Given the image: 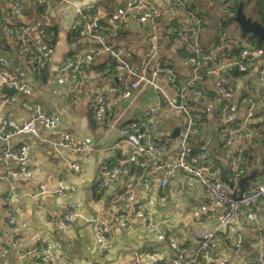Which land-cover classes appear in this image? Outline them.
I'll return each mask as SVG.
<instances>
[{"label": "crops", "instance_id": "obj_1", "mask_svg": "<svg viewBox=\"0 0 264 264\" xmlns=\"http://www.w3.org/2000/svg\"><path fill=\"white\" fill-rule=\"evenodd\" d=\"M14 1L0 0V60L24 86L12 94L2 92L0 85V122L25 121L30 116L26 106L29 103L39 104L43 111L53 112L59 119L52 128L38 123L40 137L13 136L9 146L12 150L23 148V160L0 161V177L16 172L9 180L0 179V264H43V257L54 264H172L169 243L176 244L181 249L179 257L187 260L199 243L201 231L211 234V247L209 257L200 264H246L258 258L264 264V197L252 210L240 205L231 221L221 226L218 216L223 207L205 188L180 171L170 175L162 186L164 174L153 168L151 159L128 161L130 143L137 141L136 133H120L125 122L149 120L150 141L161 146L155 153L156 160L171 161L184 150L193 163L208 164L212 177L221 179V169L225 168L229 179L236 181L238 177L232 175L230 164L241 154L243 175L255 168L251 185L263 182L264 110L244 119L248 96L255 100L264 96V81L258 72L264 60L259 59L248 72L231 78L234 91L224 117L215 103L217 79L207 74L195 81L193 86L205 94L199 96L189 89L184 100L199 120L198 129L183 139L187 118L167 107L165 99L174 98L175 90L164 75H154L153 69L156 62L166 60L177 71L178 82L185 85L191 75L188 46L177 37L165 39L163 31L176 20L188 27L189 20L184 10L162 0H149L160 11L152 25L135 27L131 19L111 39L121 46L124 58L137 68L144 81L130 97L119 99L113 118L105 121L94 116L96 102L116 97L129 80L115 69L109 56L90 51L99 41L81 34L79 11L96 14L101 23L107 24V13L127 0H20L22 7ZM229 1L233 4V0ZM249 1L243 0L246 14L253 11L248 9ZM185 2L197 5L201 13L203 49L214 50L220 43L225 46L226 39L249 38L219 10L218 2ZM38 20L47 22L51 41L37 31ZM19 25L31 27L27 37L43 50L46 61L40 70L8 33V26ZM151 35L155 36L153 45L148 40ZM74 56L83 57L87 74L84 90L77 97L75 83L61 71L67 58ZM234 127L238 134L230 143L225 142L223 131ZM63 133L69 134L75 146L85 149L74 152L53 147L51 141ZM4 146L0 141V152ZM75 163L80 166L77 171L71 167ZM110 166H117L120 172L101 186V171ZM20 167L23 172H18ZM124 190H132L131 202L125 198L115 200ZM6 193L10 198L3 204ZM138 205L141 211L136 213ZM67 208L75 214L71 226L52 221L51 213ZM9 211L14 214L10 234L6 223ZM101 227L106 228L105 239L100 237ZM238 241L240 247L236 248Z\"/></svg>", "mask_w": 264, "mask_h": 264}, {"label": "built area", "instance_id": "obj_2", "mask_svg": "<svg viewBox=\"0 0 264 264\" xmlns=\"http://www.w3.org/2000/svg\"><path fill=\"white\" fill-rule=\"evenodd\" d=\"M45 1V0H42ZM208 5H212L218 2V7L221 12H225L227 17H233V12L225 0H205ZM254 1V0H250ZM17 6L22 7L20 0L14 1ZM164 4L182 9L186 12L189 20V26L186 27L182 22L173 21L167 24L163 31L165 39L169 40L173 37L180 38L188 46L189 55L187 57L191 65V75L185 82V85H181L178 82L177 71L171 64L163 61H158L154 65L153 74L164 75L170 85L175 90L174 98H167V107L174 112L183 113L186 118V128L183 132V139H188L191 135L197 132L198 118L194 117L189 110V107L185 103L186 91L190 89L191 92L199 96H203L205 93L198 86H193L195 81L203 79L207 74L215 77L218 81L215 103L221 112V116L224 117L230 107V100L233 95L234 85L229 77L225 75V72L236 68L240 73H246L251 68L256 66L259 59L264 60V48L253 44L251 39L244 37L242 40L227 41V45L221 46L217 44L216 50H205L200 44L201 33V16L197 15V10L186 7L185 0H162ZM146 8L147 11H143ZM159 9L151 4L149 0H127L123 5L117 6L115 9L107 13V25L109 32L103 33L99 17L96 14H91L86 10H80V32L81 34L88 35L95 39L98 45L90 49L95 55H106L113 61L114 67L118 72H123L129 83L125 85L117 94L116 97L98 100L94 108V116L101 118L102 120H110L115 113V106L119 99L128 98L139 87L144 77L137 72V68L130 62H128L123 54L122 48L111 39L115 37L117 30L129 20L144 21L147 17L151 20H155L159 17ZM37 31L43 36L46 41L52 40V31L50 30L47 22L38 20L35 24ZM8 33L15 37L22 50L28 54L36 63L37 70H40L45 65V55L41 47L32 43L27 37V33L31 30L28 25L8 26ZM190 30V35L188 34ZM107 38V39H106ZM111 40V41H110ZM149 43L153 45L155 36L151 35ZM66 74L74 83L75 91L74 96L77 97L83 90L86 80V70L84 66L83 57L74 56L68 57L65 65L61 70ZM260 79L264 81V66L258 68ZM0 84H6L14 86L15 88H23V83L14 78L8 71L7 66L0 60ZM247 108L245 111V119H249L257 110H264V96L260 100H255L251 96L247 98ZM30 110V116L21 123H14L10 119H3L0 122V141L5 146L0 152V161L5 162L9 158L17 161L23 160V148L18 150H12L9 146V140L16 135H31L33 137H40L37 124L40 123L46 128H52L58 122V116L53 112H45L41 109L37 103L26 104ZM147 113H143L142 117L145 118ZM149 120L137 119L125 122L120 127L121 134H129L130 131L136 133V142L130 143V156L128 161H138L143 157L151 159V164L154 169L161 170L164 177L161 180V185L165 186L168 177L173 173L180 171L184 175L194 179L208 192L209 196L218 204L222 205L223 209L218 216V221L221 226L227 225L233 218L236 210L240 205H244L248 209L252 210L256 203L264 197V181L257 183L256 185L247 188L244 191L241 200H237L233 195L229 187L221 179L212 177L210 166L197 165L191 160L187 159L184 150H180L176 157L168 162H160L155 159V153L161 149V146H157L150 141L149 138ZM140 130H142L140 132ZM238 129L227 128L223 131L222 135L225 142L230 143L233 138L238 134ZM141 140V142H140ZM53 147L58 149H66L74 152H81L85 148L82 146H75L67 133H63L57 140L51 141ZM241 154L235 156L231 160L230 169L234 177H240L245 173V169L240 164ZM72 169L79 170L78 163L71 165ZM24 168L20 167L18 172H23ZM120 169L117 166L105 167L102 169L99 184L105 186L107 182L115 178ZM16 172H6L0 179L9 180L11 175H15ZM9 191H12V186H9ZM132 190H124L119 194L118 198H125L131 202ZM10 198V193L2 198V203L7 204ZM136 213L141 211V207L138 205L134 208ZM74 211L70 208L60 209L51 213V219L53 222L60 224L64 227L71 226L72 219L74 217ZM6 223L8 228V234L12 232L14 223V214L9 211L6 216ZM106 228L101 227L99 229L100 237L105 239ZM199 243L194 250L192 256L183 260L179 257L181 249L176 244L170 242L169 246L172 250V264H200L203 258L209 257L211 234L209 232L201 231L198 233ZM241 242L236 243V248L240 247ZM43 264H54L48 257L40 259ZM152 264H160L158 261H154ZM246 264H262L261 258L249 261Z\"/></svg>", "mask_w": 264, "mask_h": 264}, {"label": "water", "instance_id": "obj_3", "mask_svg": "<svg viewBox=\"0 0 264 264\" xmlns=\"http://www.w3.org/2000/svg\"><path fill=\"white\" fill-rule=\"evenodd\" d=\"M233 20L238 25L241 33L251 34L252 36L257 38V41L259 43H264V9L262 11L261 21L255 19L253 20L251 16H247V14L245 13L243 0H240L236 7ZM133 24L135 27H150L152 25V20L147 17L144 21L134 20ZM188 34L190 35V30H188ZM0 85L3 86L2 92H8L12 94L16 92V88L14 86L6 85V84H0ZM141 131L142 130H140V132ZM255 172H257V169L254 168L248 174L236 178L235 181V179L234 180L229 179L226 170L224 168L221 169L220 178L230 188L232 195L237 200H241L245 188L252 186L251 180L252 178H254L256 174Z\"/></svg>", "mask_w": 264, "mask_h": 264}, {"label": "trees", "instance_id": "obj_4", "mask_svg": "<svg viewBox=\"0 0 264 264\" xmlns=\"http://www.w3.org/2000/svg\"><path fill=\"white\" fill-rule=\"evenodd\" d=\"M226 2H230L229 0H225ZM254 1H256V8H257V11H258V13L261 15L262 14V11H263V9H264V0H254ZM239 1H236V0H233V4L230 2V4H228L229 5V8L233 11V12H235V8L237 7V3H238ZM186 7H188V8H193V9H196L197 10V15L198 16H201V13H200V11L198 10V6L197 5H191V6H188V5H186ZM228 18H230L231 20H233V17H228ZM100 24H101V27H102V31H103V33H105V34H107L108 32H109V30H108V25L106 24V23H101L100 22ZM201 29H202V18H201ZM174 38H176V36L175 37H173V38H171V39H174ZM171 39H169V40H171ZM254 39V38H253ZM252 41V40H251ZM253 44H256V45H258V46H261L260 45V43L256 40V39H254L253 41ZM187 55H189L188 53H187ZM163 62H165V63H168L166 60H164ZM240 74V72L236 69V68H232V69H230V70H228V71H226L225 72V75L227 76V77H229L230 79L231 78H233V77H235V76H237V75H239ZM204 78V77H203ZM244 168V167H243ZM245 169V168H244Z\"/></svg>", "mask_w": 264, "mask_h": 264}, {"label": "rangeland", "instance_id": "obj_5", "mask_svg": "<svg viewBox=\"0 0 264 264\" xmlns=\"http://www.w3.org/2000/svg\"><path fill=\"white\" fill-rule=\"evenodd\" d=\"M249 2H251V1H249ZM248 9H253V11H252V13L250 12V11H248V14H249V12L251 13V14H253L254 16H258L259 15V13H258V11H257V8H256V3L255 2H251L250 3V7L248 8ZM235 11H236V8H235ZM233 22H234V24H236V22L234 21V20H232ZM233 23H232V26L234 25ZM237 25V24H236ZM234 27H235V25H234ZM226 32L228 33V34H231L232 32H228L227 30H226ZM225 32V33H226ZM250 38H254V36H251ZM255 39V38H254ZM260 45L264 48V43H260Z\"/></svg>", "mask_w": 264, "mask_h": 264}, {"label": "flooded vegetation", "instance_id": "obj_6", "mask_svg": "<svg viewBox=\"0 0 264 264\" xmlns=\"http://www.w3.org/2000/svg\"><path fill=\"white\" fill-rule=\"evenodd\" d=\"M247 16H251V15H249V14H247ZM261 16H262V14L258 17H256V18H254V17H252L253 18V20L255 19V20H259V21H261ZM245 35H248L249 36V38L252 36L251 34H245ZM247 37V36H246ZM256 40H257V38L256 37H254Z\"/></svg>", "mask_w": 264, "mask_h": 264}, {"label": "clouds", "instance_id": "obj_7", "mask_svg": "<svg viewBox=\"0 0 264 264\" xmlns=\"http://www.w3.org/2000/svg\"><path fill=\"white\" fill-rule=\"evenodd\" d=\"M234 17V16H233ZM248 38V37H247Z\"/></svg>", "mask_w": 264, "mask_h": 264}]
</instances>
